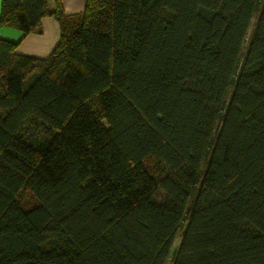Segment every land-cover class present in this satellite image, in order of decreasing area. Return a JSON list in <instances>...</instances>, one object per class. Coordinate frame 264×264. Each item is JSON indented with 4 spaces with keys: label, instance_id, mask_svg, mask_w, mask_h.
Instances as JSON below:
<instances>
[{
    "label": "trees",
    "instance_id": "16d2710c",
    "mask_svg": "<svg viewBox=\"0 0 264 264\" xmlns=\"http://www.w3.org/2000/svg\"><path fill=\"white\" fill-rule=\"evenodd\" d=\"M46 15L48 57L0 41V264H264V0H2L0 25Z\"/></svg>",
    "mask_w": 264,
    "mask_h": 264
},
{
    "label": "crops",
    "instance_id": "0c3cea01",
    "mask_svg": "<svg viewBox=\"0 0 264 264\" xmlns=\"http://www.w3.org/2000/svg\"><path fill=\"white\" fill-rule=\"evenodd\" d=\"M87 0H61L63 10L67 14H78L84 11ZM49 10L54 9L52 1L48 4ZM2 0H0V15ZM60 28L56 18L46 15L40 19L37 30L24 34L22 31L0 25V41L6 40L16 44L14 52L18 55L46 58L59 43Z\"/></svg>",
    "mask_w": 264,
    "mask_h": 264
},
{
    "label": "rangeland",
    "instance_id": "374dc122",
    "mask_svg": "<svg viewBox=\"0 0 264 264\" xmlns=\"http://www.w3.org/2000/svg\"><path fill=\"white\" fill-rule=\"evenodd\" d=\"M249 32H250V29H249ZM249 32H248V33H249ZM247 38H248V34H247ZM155 198H156L158 201L163 200V198H164L163 192H162L161 190H158V191L155 193ZM179 241H180V237H176L175 240H174V242H173V248H175V246H176V248H177ZM175 250H176V249H175Z\"/></svg>",
    "mask_w": 264,
    "mask_h": 264
}]
</instances>
